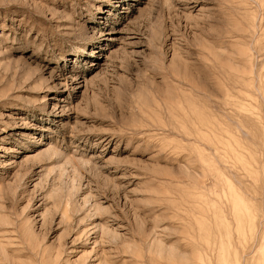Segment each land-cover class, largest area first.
<instances>
[{"label": "rangeland", "instance_id": "1", "mask_svg": "<svg viewBox=\"0 0 264 264\" xmlns=\"http://www.w3.org/2000/svg\"><path fill=\"white\" fill-rule=\"evenodd\" d=\"M0 264H264V0H0Z\"/></svg>", "mask_w": 264, "mask_h": 264}]
</instances>
